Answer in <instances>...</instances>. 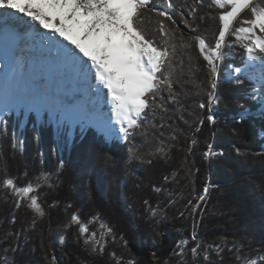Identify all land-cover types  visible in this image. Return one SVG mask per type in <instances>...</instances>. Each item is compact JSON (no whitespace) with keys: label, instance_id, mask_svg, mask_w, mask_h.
<instances>
[{"label":"trees","instance_id":"16d2710c","mask_svg":"<svg viewBox=\"0 0 264 264\" xmlns=\"http://www.w3.org/2000/svg\"><path fill=\"white\" fill-rule=\"evenodd\" d=\"M153 3L166 6V0ZM173 4L177 14L197 9L194 19L188 17L196 31L182 24L183 29L178 28L183 41L191 45L182 47L177 41L172 79L179 95L169 100L163 91L164 100L158 98V103L164 107L153 105L145 110L141 126L130 130V142L108 140L93 126L78 125L70 134L67 126L54 125L47 114L39 121L30 114L24 127H20L21 116L13 111L0 117V264L6 253L9 264L13 257L16 264H116V258H121V264L130 259L135 264H237L234 251L228 250L234 243L241 255L254 257L253 250H264V118L258 111L259 101L249 98L253 80L238 74L243 83L237 84L227 77L229 64L243 67L244 50L240 47L232 56L216 61L219 103L200 109L199 103L208 104L211 89L209 69L193 37L201 36L214 45L218 14L224 9L213 0H173ZM249 16L247 11L242 14ZM146 19L151 21L148 30L153 31L154 17ZM234 42V36L225 37L224 53L231 52ZM193 65L196 78L202 81L198 95L190 83H183ZM241 106L248 109L244 119ZM212 113L214 124L206 119ZM160 141H165L166 154L156 152ZM209 144L223 155L206 157ZM237 147L245 155H238ZM149 159L150 164L145 162ZM42 173L48 175L46 183L39 181L44 216L29 208L27 200L16 207L12 189L3 185L7 177H15L18 186L35 183ZM205 186L210 192L206 201H200ZM74 212L84 221L98 215L89 224L90 231H96L99 238L103 223L113 229L115 239L105 236L108 242L103 250L94 251L85 245L78 225L64 227ZM161 212L166 216L163 220ZM194 222L198 240L204 246L221 244V256L214 250H209L207 259L203 253L191 254ZM60 235L65 236L63 244ZM182 239L188 240L183 257L177 254V242ZM16 245L20 250L12 253Z\"/></svg>","mask_w":264,"mask_h":264},{"label":"snow or ice","instance_id":"6c2138e0","mask_svg":"<svg viewBox=\"0 0 264 264\" xmlns=\"http://www.w3.org/2000/svg\"><path fill=\"white\" fill-rule=\"evenodd\" d=\"M199 3H203V0H199ZM213 3L224 9L218 14L220 27L215 44L210 46L203 37H193L198 42L200 55L209 69L211 89L208 92V104L201 102L198 107L204 109L207 106L211 109L213 103H219V96L216 93L218 87L216 61L224 56L222 49L228 46L225 37L229 35L234 36L236 42L240 43L246 56L243 67L233 68V74H240L246 80L255 81L254 94L249 98L259 99L264 106V0H213ZM174 7L173 0H166V6L153 3V0H0V23L6 24L9 18L18 16L28 18L30 22L48 30L49 34L42 37L45 46L32 49L33 63L39 60L42 70L58 72L77 91L87 90L99 95L106 89L114 117V123L111 119L109 121L110 134L130 142L133 131L141 126L139 121L145 118V110L151 109L153 105L164 107L163 103H158V98L160 101L164 100L161 95L163 91H167L169 100H175L179 95L173 87L172 79L177 41L181 42L182 47L191 45L183 41L182 36L178 34L177 20L179 19L180 24L189 31H196L188 17L194 19L197 9L191 8L187 13L181 10L177 14ZM246 11L250 16L243 18L242 14ZM146 17H154L153 31L148 30L147 24L151 21ZM200 19L203 20L204 17ZM237 21L239 26H236ZM170 25L176 26V30ZM15 55V52L10 51L0 55V61H3L0 77L7 78L15 74L16 68L10 69ZM188 76L189 79L183 83H190L192 88L196 89L194 94L198 95L202 81L196 78L195 65L190 69ZM232 78L233 75L230 74L229 79ZM235 82L243 83L239 76H235ZM181 87L183 88V85ZM25 95L32 100L27 106H39L30 89H25ZM241 107V119H244L248 109ZM261 117L264 118V110L261 111ZM206 119L212 124L216 122L213 114L207 115ZM200 122L203 123V119ZM116 125L119 126L118 131ZM192 142L195 143V140ZM159 143L156 152L166 154L165 141ZM213 148V144L208 145L206 157L223 155L222 152H214ZM129 151L135 153L134 148H130ZM235 152L238 155H245L239 147L235 148ZM145 162L150 164L152 161L149 159ZM42 179L47 182V173L40 174L35 183L28 181L24 186H18L15 177H7L3 180V185L12 189L16 197V207H20L27 200L29 208L44 216V209L39 202V189L42 186L39 181ZM164 179L167 180L168 177L165 176ZM155 190L159 192L161 189ZM209 192L210 187L205 186L199 200L206 201ZM151 213L155 216L156 209H151ZM160 215L162 220L166 218L164 213L161 212ZM12 219L14 222L15 217ZM98 219L96 215L84 221L74 212L64 227L78 225L79 234L84 238L85 245L94 251H102L108 242L105 236L111 235L114 240L115 234L111 227H105L101 223L100 227L104 231L97 238L98 233L90 231L89 224ZM197 226L194 222L191 240L195 245L189 249L191 254L198 257L203 253L207 259L209 250H214L218 257L221 256L224 251L221 244L209 243L204 246L203 242L198 240L195 231ZM64 241L65 236L60 235L59 242L63 244ZM123 243L127 246L126 240ZM187 244V239L177 242L179 249L177 254L181 257L185 254L184 246ZM18 250L19 245L10 249L12 253ZM228 250L234 251L237 264H264V250H253L254 257L250 254L241 255V248L235 243ZM111 255L116 258L115 252ZM2 264H9L7 253ZM11 264H16L14 257ZM116 264H121V258H116ZM128 264H135V261L130 259Z\"/></svg>","mask_w":264,"mask_h":264},{"label":"bare ground","instance_id":"6f19581e","mask_svg":"<svg viewBox=\"0 0 264 264\" xmlns=\"http://www.w3.org/2000/svg\"><path fill=\"white\" fill-rule=\"evenodd\" d=\"M15 18H19L18 16H15ZM28 19V18H27ZM33 23V22H32ZM38 26L37 24H35ZM6 34V33H4ZM8 38V37H7ZM6 37H3L0 39V55H3L5 52L9 51L8 45L3 43L2 41H6ZM2 43L4 45H2ZM17 47V44H16ZM38 47V42L32 43L31 47L24 48L23 46H20V48H17L15 57L12 60L11 67L16 68V72L14 75H9L7 78L0 77V110L2 109V106L5 104L6 101L11 100L15 102H24L26 105L29 102V104L32 103L31 98L26 97L25 95V89H30L32 91V96L35 98V102L38 105H44L50 104V98L45 96L46 91H51V88L53 87L54 93L58 94L59 88L65 89L66 93H68V98L75 99L74 107L70 108L68 107L69 111L73 113L74 117L77 116H84L88 113L87 118L89 120H93L96 122V124H99L101 126V122L97 121V119L101 118L103 120H106L109 126L110 119L114 123V117L112 116L111 112V102L110 97L106 96V89H103L102 92L97 95L93 92H88L87 95V101H91L90 104L87 102V107H83V96L79 99V96L81 95V92L77 93L75 91L74 93L71 92L68 88L71 86L64 78L63 80H60V77H62L59 73H57L56 81L57 79L60 81L59 84H52L49 83L48 80L52 79L53 72L52 71H45L42 70L40 65L36 62L34 65H32V49ZM3 66V61H0V67ZM39 70H41L39 72ZM47 73V74H46ZM40 76V78H39ZM29 87V88H28ZM49 89V90H48ZM83 94H87V90L82 91ZM74 96V97H73ZM38 99V100H37ZM63 103V102H62ZM86 109V111L84 110ZM87 112V113H86ZM68 117V116H67ZM74 119V118H73ZM116 125V129H117Z\"/></svg>","mask_w":264,"mask_h":264},{"label":"rangeland","instance_id":"374dc122","mask_svg":"<svg viewBox=\"0 0 264 264\" xmlns=\"http://www.w3.org/2000/svg\"><path fill=\"white\" fill-rule=\"evenodd\" d=\"M157 4L163 5L162 3H157ZM17 19H19V18H17ZM177 24L181 28L182 25L180 24L179 19H178V23ZM181 29H183V28H181ZM5 40L6 41H2V42L5 43V47H6V44L8 45V48H9V51L10 52L16 51V49L17 48H20V46H23L24 48H28V47H26V46H28V44H26L25 41H23V43H21L20 40L15 39V38L10 39L9 37L7 39H5ZM3 43H2V45H4ZM16 44H17V47H16ZM240 47H241L240 43L234 42V44H233V46L231 48V52L230 53H224V56L223 57H225V56H232V52H235ZM222 51L224 52L223 49H222ZM220 62H221V60H219V63ZM232 68H234V67L229 64L228 69H227V77L229 78L230 74H232L233 75V78L235 79V76L238 75V74H233V71L231 70ZM60 80H63V78L60 79ZM217 80H219V77L218 76H217ZM59 82L60 81L57 79V81H55V85L56 84H59ZM255 87H256V85H255ZM70 88L71 89H74V90L71 91L72 93H74L75 91H77L73 87V85H71L68 89L71 90ZM82 91L83 90L77 91V93L81 92V95L79 96V99L82 98V95H84L83 96V102H82V105H83L85 103V101H87V95H88V92L90 93V91H87V94H83ZM47 96H49V95H47ZM72 101H73V103L69 106L70 108H73L74 107L75 99L73 100V98H72ZM52 103H54V102L51 101L50 104H46V102H45L44 105H47V106L41 105V106H38V107H29L24 102H18L17 103L15 101L8 100V101L5 102V104L2 106V109L0 110V117L2 116V114L7 113L10 110H13L17 115L19 114V112H21V114H23L26 117H27V115H28V113L30 111H34L36 113L37 117L39 118L40 115H41V113L44 110H47L50 113V116L52 117V120L56 124H59V125H62V124L63 125H69L70 133H73L74 128L76 126H78V125H82V126H93L94 128H96L98 126V128H100L99 124H96L95 121L89 120L87 118V116H88V113L87 112H86L87 113V116L84 115V117L83 116H81V117L80 116L74 117V115H72V113L69 111V109H67L68 108L67 106L60 104V106L54 107L53 105H51ZM90 103H91V101L88 102V104H90ZM21 104H24L26 106H23L22 107ZM255 106L258 107L259 106V103H256ZM83 107H84V105H83ZM84 110L86 111L85 108H84ZM22 120H24V117L22 118ZM105 123H106L105 124V127H103V128L101 127L99 129V131L103 132L105 134V136L107 137L108 140L115 139L116 136L114 134H110L109 126H108V123L106 122V120H105ZM118 128H119V126L117 127V131H118ZM116 139H119V138H116ZM121 140H123V139H121Z\"/></svg>","mask_w":264,"mask_h":264},{"label":"water","instance_id":"95a60500","mask_svg":"<svg viewBox=\"0 0 264 264\" xmlns=\"http://www.w3.org/2000/svg\"><path fill=\"white\" fill-rule=\"evenodd\" d=\"M177 23H178V20H177Z\"/></svg>","mask_w":264,"mask_h":264}]
</instances>
